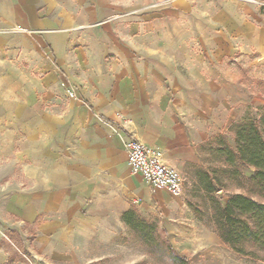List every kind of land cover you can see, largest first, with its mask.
I'll use <instances>...</instances> for the list:
<instances>
[{
    "label": "crops",
    "instance_id": "crops-1",
    "mask_svg": "<svg viewBox=\"0 0 264 264\" xmlns=\"http://www.w3.org/2000/svg\"><path fill=\"white\" fill-rule=\"evenodd\" d=\"M162 1L0 0V264H104L94 246L131 207L172 240L196 227L188 189L247 118L232 57L264 55V0ZM125 138L161 152L181 197L131 173Z\"/></svg>",
    "mask_w": 264,
    "mask_h": 264
},
{
    "label": "trees",
    "instance_id": "trees-1",
    "mask_svg": "<svg viewBox=\"0 0 264 264\" xmlns=\"http://www.w3.org/2000/svg\"><path fill=\"white\" fill-rule=\"evenodd\" d=\"M229 131L233 135L234 148L221 137L216 138L217 149L213 156L220 158L219 166L199 173L198 186L209 195L216 187L214 182H219L218 174L242 180L243 193L231 195L223 204L210 198L209 223L234 253L264 262V113L255 119H245L232 125ZM235 165L252 168V173L242 178ZM121 219L150 254L163 252L175 264H188L167 242L160 240L159 228L154 220L143 217L133 207L123 212ZM9 236L20 243L17 234L10 232ZM11 262L10 259L7 264Z\"/></svg>",
    "mask_w": 264,
    "mask_h": 264
},
{
    "label": "rangeland",
    "instance_id": "rangeland-1",
    "mask_svg": "<svg viewBox=\"0 0 264 264\" xmlns=\"http://www.w3.org/2000/svg\"><path fill=\"white\" fill-rule=\"evenodd\" d=\"M171 2L172 0L156 2L157 4L151 8L157 10V8L168 5ZM256 5L264 8V2H259ZM200 16V13L196 10V18ZM189 23L190 25L196 24V31L205 24V22L198 21L197 19L196 22ZM232 61L235 67H238L246 74L249 82L247 104H238L236 107L238 111L246 107V119H255L258 115L264 113V55L256 52L245 55L236 53L232 57ZM62 80L60 87L64 89L62 83H65V85L72 89L66 78ZM72 99H76V96ZM219 137L234 148L233 135L230 131ZM219 163L220 158H215L211 154L209 165L205 171L216 168V166H219ZM235 166L242 174V178H247L252 173V168ZM218 177L219 182H214L216 187L209 195L200 186L190 184L187 202L193 212L195 228L186 230L174 229L175 236L172 240L170 238L171 235L165 229L159 227L157 220L154 218L148 219L154 220L158 225L160 240L167 242L179 256L187 260L188 264H264V262L252 260L234 253L211 228L209 223V216L211 214L210 198L223 204L231 195L244 192L243 186L240 185L241 179L231 178L227 174H218ZM219 188L222 190L217 191ZM218 192L221 193L218 194ZM94 249L99 254L105 256L104 264H175L168 258L165 251V255L163 252L150 254L147 247L139 240L136 234L125 226L120 229L119 233L110 243L95 245Z\"/></svg>",
    "mask_w": 264,
    "mask_h": 264
},
{
    "label": "built area",
    "instance_id": "built-area-1",
    "mask_svg": "<svg viewBox=\"0 0 264 264\" xmlns=\"http://www.w3.org/2000/svg\"><path fill=\"white\" fill-rule=\"evenodd\" d=\"M62 86L69 98L75 97L69 86L65 83H62ZM123 146L127 155V165L133 175H140L151 187L166 190L173 197L182 196V177L176 169L163 163L160 151L149 148L134 138H125ZM23 257L28 264H32L30 256L23 254Z\"/></svg>",
    "mask_w": 264,
    "mask_h": 264
}]
</instances>
